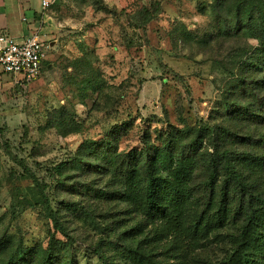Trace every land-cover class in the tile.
Masks as SVG:
<instances>
[{"label": "rangeland", "instance_id": "rangeland-1", "mask_svg": "<svg viewBox=\"0 0 264 264\" xmlns=\"http://www.w3.org/2000/svg\"><path fill=\"white\" fill-rule=\"evenodd\" d=\"M234 1L60 0L52 8L67 32L48 53L41 75L25 89L0 80V241L48 247L54 236L73 245L79 264H101L98 253L112 260L116 247L143 242L154 231L117 194L103 200L85 192L87 185L110 193L120 189L118 180L96 168L104 161L95 143L118 133V148L127 152L140 147L147 132L154 139L166 124L183 128L203 121L233 127L241 137L264 134V128L247 129L220 109L225 96L240 97L237 78H264L242 65L257 41L220 31ZM149 14L154 19L143 24ZM258 97L264 99V90ZM40 192L69 238L37 205ZM139 225L138 238L123 237ZM171 237L153 247L170 248ZM171 255H177L171 264L219 263L226 248L182 245Z\"/></svg>", "mask_w": 264, "mask_h": 264}, {"label": "trees", "instance_id": "trees-1", "mask_svg": "<svg viewBox=\"0 0 264 264\" xmlns=\"http://www.w3.org/2000/svg\"><path fill=\"white\" fill-rule=\"evenodd\" d=\"M229 13L220 31L257 41L245 53L242 65L264 74V0H236ZM147 17L143 24L155 16ZM237 79L240 97L234 101L224 97L223 115L247 129L264 128V99L258 97L264 90V78L254 82ZM145 134L142 145L127 152L118 148V133L111 140L95 143V152H101L104 161L96 168L118 180L120 189L110 193L87 185L85 192L103 200L117 194L154 231L153 237L149 236L152 232L144 235L145 244L116 247L112 260L98 253L101 264H171L169 260L177 256L171 255L174 249L182 245L205 248L212 243L226 248V257L219 263L204 264H264V134L241 137L233 127L211 126L205 121L183 128L166 124L163 130H156L154 139L150 132ZM233 144L254 150L240 152ZM86 166L91 168L92 163L88 161ZM29 179L40 187L37 178ZM36 202L43 206L55 230L69 238L48 196L40 192ZM139 234H143L142 225L123 237L138 238ZM168 236L174 240L171 247L157 251L153 245ZM6 253L10 255L0 264H79L73 245L54 236L48 247H15L9 240L0 241V259Z\"/></svg>", "mask_w": 264, "mask_h": 264}, {"label": "crops", "instance_id": "crops-1", "mask_svg": "<svg viewBox=\"0 0 264 264\" xmlns=\"http://www.w3.org/2000/svg\"><path fill=\"white\" fill-rule=\"evenodd\" d=\"M43 1L50 6L43 7ZM60 0H0V34L9 35L18 42L39 33L49 45V53L55 50L60 36L67 32L66 21L54 17L53 7ZM12 80L9 76L0 78Z\"/></svg>", "mask_w": 264, "mask_h": 264}, {"label": "built area", "instance_id": "built-area-1", "mask_svg": "<svg viewBox=\"0 0 264 264\" xmlns=\"http://www.w3.org/2000/svg\"><path fill=\"white\" fill-rule=\"evenodd\" d=\"M50 3L43 1V7ZM49 45L39 33L33 34L21 42L15 38L0 34V78L9 76L24 89L37 79L48 59Z\"/></svg>", "mask_w": 264, "mask_h": 264}]
</instances>
